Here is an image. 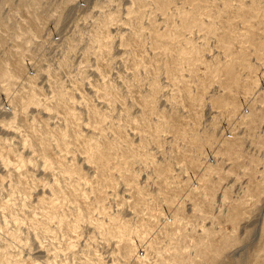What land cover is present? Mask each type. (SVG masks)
<instances>
[{"label":"rangeland","instance_id":"1","mask_svg":"<svg viewBox=\"0 0 264 264\" xmlns=\"http://www.w3.org/2000/svg\"><path fill=\"white\" fill-rule=\"evenodd\" d=\"M1 160L0 264H264V0H0Z\"/></svg>","mask_w":264,"mask_h":264},{"label":"bare ground","instance_id":"2","mask_svg":"<svg viewBox=\"0 0 264 264\" xmlns=\"http://www.w3.org/2000/svg\"><path fill=\"white\" fill-rule=\"evenodd\" d=\"M4 78H5V79H9L10 77H9L8 74H5V73H4ZM10 79H11V78H10ZM5 90H8V91H9V89H7V88H6ZM8 91H7V92H8ZM8 113H9V115H10L11 118H14V113H12V112H8ZM47 115H48V114H47ZM13 134H14V133H13ZM23 145H26V144L23 142ZM0 165H1V167H2L3 170H6V168H7L6 161L1 160V161H0ZM8 165H9V164H8ZM43 166H44L45 169H43V167H42V169H43L44 171L47 172V171H48V170H47L48 168L46 167L45 164H44ZM42 169H41V170H42ZM36 170H37V169H36ZM41 170H40V171H41ZM42 172H43V171H42ZM44 173H45V172H44ZM17 242H18V241H17Z\"/></svg>","mask_w":264,"mask_h":264}]
</instances>
